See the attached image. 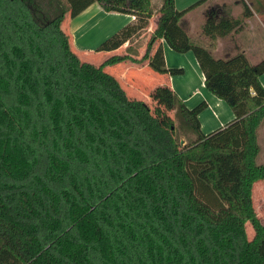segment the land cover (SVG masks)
Here are the masks:
<instances>
[{
    "label": "trees",
    "instance_id": "trees-1",
    "mask_svg": "<svg viewBox=\"0 0 264 264\" xmlns=\"http://www.w3.org/2000/svg\"><path fill=\"white\" fill-rule=\"evenodd\" d=\"M97 1L0 0V264H264L253 203L264 179V58L216 57L181 24L207 0L183 10L165 0L140 58L135 41L155 9L115 7L135 19L96 49L126 44L124 52L97 65L82 58L65 24ZM159 38L194 53L206 89L233 121L206 135V102L189 109L171 89L158 90L175 110L166 125L107 72L131 61L183 74L166 66Z\"/></svg>",
    "mask_w": 264,
    "mask_h": 264
},
{
    "label": "crops",
    "instance_id": "crops-1",
    "mask_svg": "<svg viewBox=\"0 0 264 264\" xmlns=\"http://www.w3.org/2000/svg\"><path fill=\"white\" fill-rule=\"evenodd\" d=\"M198 1L200 0H174V6L177 10H183ZM223 1L225 0H207L197 8L191 10L182 19V27L189 35L199 32V36H196V39L192 41L203 44L216 57L227 58L236 53H241L248 60L247 48L244 44H240L239 41L243 40L246 43L248 40L246 33L252 31L255 26L249 27L246 22L248 18H243L242 15L244 14L245 17L250 16L253 19V16L258 17L259 14H263L264 8L258 7L254 9L250 7L249 9L248 0H233L237 6L240 4L245 5L243 9L239 8L238 14L235 15L236 20H234V23H214L211 20L212 18H210L211 23L204 27L205 21L200 18L202 23L199 24L198 29L194 30V25L191 29L186 28L187 23L191 24L193 17L195 19L196 14H199L203 8H205L204 12L207 10L211 11L210 8H212V12L216 14L220 13L222 15L223 13H227L224 5L226 3H223ZM226 1L229 2L230 0ZM115 7L142 13L148 12L151 7L155 9L150 19L149 27L135 41L140 52L138 58H140L145 53V48L153 33H155L160 14L166 10V1L99 0L76 17L67 18L65 24L72 35L73 44L86 61L99 65L109 56L124 52L126 44L115 51H96L104 40L135 19L133 14L116 11ZM258 26H262L263 28L260 27V29L264 32V24H258ZM223 29V33L225 32L226 34H215L217 30L220 32ZM156 35L159 36L158 33ZM190 37L192 39V36ZM159 40L156 43L161 42L163 45L166 66L168 68H182L184 73L178 75H154V71L146 63L136 64L131 61L108 66L106 69L120 80L127 95L131 99L145 100L151 109L156 103H154L156 99L155 92L158 90L168 91V89H171L182 99L189 109L196 107L202 102H206L207 108L199 115L201 129L206 135L233 121L235 114L229 105L206 89L204 84L205 76L194 53L192 51L178 53L164 39L160 38ZM223 45L232 47L231 52H226L227 50ZM96 54H101L104 56V59L96 57ZM260 81L264 86V75L260 77ZM157 115L162 119V115L160 116L158 112Z\"/></svg>",
    "mask_w": 264,
    "mask_h": 264
},
{
    "label": "rangeland",
    "instance_id": "rangeland-1",
    "mask_svg": "<svg viewBox=\"0 0 264 264\" xmlns=\"http://www.w3.org/2000/svg\"><path fill=\"white\" fill-rule=\"evenodd\" d=\"M224 2L226 3L224 5H225V9H227L226 10L227 13H223L222 15L220 13L216 14L215 12H212V8H210L211 11L207 10L206 12H204L205 8H203V10H201V12H199V14H196L195 19L193 17V22L191 24L187 23L186 28L191 29L194 25V30L198 29V27L200 26L199 24L202 23L201 19H203V21H205L203 24L204 27H206L207 24H210L211 20H213L214 23H216V22L217 23L228 22L230 24L234 23V20H236L235 15L238 14L239 8L243 9L245 7V5L240 4L239 6H237V5H235V1H233V0H230L229 2L225 0V1H223V3ZM248 7H249V9H250V7L254 8V9L258 8V7L264 8V0H248ZM242 16H243V18H248L246 22L248 23L249 27L252 28V26H255V27H253L252 31H250L249 33H246L248 35V40L246 43L243 40L239 41L240 44H242V45L244 44L245 47L247 48L246 52H247L248 62L253 65L256 62L260 61L262 58H264V32L260 29V27L261 28H263V27L258 26V24H260V25L264 24V13L259 14L258 17L253 16V19L250 16L245 17L244 14ZM210 18H212V19L210 20ZM218 32L219 31L217 30V33H215V34L219 35L221 31L219 33ZM199 34H200L199 32H197L196 34L192 33V35H190V36H192V40H195L196 36L198 37ZM221 34H226V33L224 32ZM153 35H154V33H153ZM159 39H157V41H160ZM193 43L196 45H200V46L204 47L203 44H198L195 41ZM223 46L227 50L226 52H231L232 47L226 46V45H223ZM95 56L104 59V56H102L101 54H96ZM125 65H127V64H125ZM107 72H109V71L107 70ZM153 73H154V75H160L157 72H153ZM156 99L154 101V103L155 102L156 103L152 106L153 112L161 113V115L163 117V121L166 125L169 124L170 121H174L175 120V110H174L173 106L172 107L168 106L167 98H166L165 94L162 93L161 95H159V99H157V100ZM181 138L183 141L184 140L186 141V138L184 136H182ZM259 144L261 146V152L257 158V162L259 164H261V163H264V122L259 129ZM199 195H200V197L206 198V196H208L209 194L204 193V192H200ZM210 203L215 208H219V206H220L219 201L216 198L214 199V201H212ZM253 203H254V207H255V210L257 212V215L259 216L260 220L264 223V179L257 181L253 186ZM246 226H247L248 237H249V239H252L254 236V229L249 222L247 223Z\"/></svg>",
    "mask_w": 264,
    "mask_h": 264
}]
</instances>
